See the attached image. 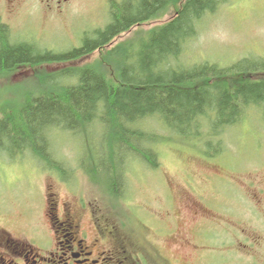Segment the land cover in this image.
Listing matches in <instances>:
<instances>
[{
	"label": "rangeland",
	"instance_id": "rangeland-1",
	"mask_svg": "<svg viewBox=\"0 0 264 264\" xmlns=\"http://www.w3.org/2000/svg\"><path fill=\"white\" fill-rule=\"evenodd\" d=\"M114 1L126 0H66L53 9L31 1L10 8L1 0L0 27H6L10 46L26 44L42 54H63L81 48L109 25ZM176 11L170 8L81 59L32 63L0 74V105L18 107L42 95L46 87L35 77L41 72L96 68V61L121 44L134 42L139 48L143 36L136 38L138 32L168 22ZM196 38L186 43L176 68L205 61L225 67L246 59L264 61V0L223 2L197 23ZM106 68L110 77L109 63ZM263 78L264 72L258 74L257 79ZM69 82L59 83L66 87ZM248 113L242 124L224 132L219 128L218 137L203 120L207 134L192 142H182L161 119L150 121L147 127L157 136L172 140L156 145L157 168L120 156L125 166L116 196L110 195L111 181L102 170L108 151L101 150L96 118L86 130L65 126L50 131L46 149L55 159L50 166L31 152L15 157L0 150V238L8 235L44 250L50 230L46 207L54 194L58 201L74 197L96 203L101 227L118 234L138 257H144L148 242L153 259L166 264H264V192L256 189L264 187V121L256 111ZM55 162L63 174L55 170Z\"/></svg>",
	"mask_w": 264,
	"mask_h": 264
},
{
	"label": "trees",
	"instance_id": "trees-1",
	"mask_svg": "<svg viewBox=\"0 0 264 264\" xmlns=\"http://www.w3.org/2000/svg\"><path fill=\"white\" fill-rule=\"evenodd\" d=\"M226 1H114L105 29L97 31L94 39H86L81 48L58 55L42 54L26 44L10 46L6 27L1 26L0 74L32 63L81 59L102 51L132 28L164 16L170 8L177 9L168 22L138 32L136 38L143 36L139 48L134 42L121 44L103 54L96 68H67L49 74L39 71L35 77L40 86L46 87L42 95L28 98L26 102L30 103L18 107L0 105V150H10L15 157L31 152L49 165L55 160L49 158L46 149L50 131L65 126L86 130L96 118V130L103 139L101 150L108 151L107 166L102 170L111 181L110 195L116 196L125 166L120 156L137 157L158 167L156 145L170 138L157 136L147 127L150 121L161 119L182 142L206 136L203 120L209 122L208 132L217 137L219 128L224 132L227 127L242 124L250 110L264 121V78L257 79L264 72V61L246 59L226 67L205 61L176 68L182 63L186 43L197 36V23ZM61 80L72 82L64 87ZM54 164L55 170L63 174L64 169Z\"/></svg>",
	"mask_w": 264,
	"mask_h": 264
},
{
	"label": "flooded vegetation",
	"instance_id": "flooded-vegetation-1",
	"mask_svg": "<svg viewBox=\"0 0 264 264\" xmlns=\"http://www.w3.org/2000/svg\"><path fill=\"white\" fill-rule=\"evenodd\" d=\"M29 1L49 9H53L54 5L62 6L66 2V0H6V4L14 8L13 5L19 2ZM256 189L264 192L263 186H257ZM49 197L45 217L50 230L49 239L48 235L43 239L44 250L33 249L29 244L16 242L8 235L3 239L1 235L0 264L165 263L164 260L153 259L148 242L144 243V257H138L139 255L132 253L118 234L101 227L96 203L75 200L74 197L58 201L54 194H50ZM201 246L203 251L207 250ZM156 257H160L159 252H156Z\"/></svg>",
	"mask_w": 264,
	"mask_h": 264
}]
</instances>
